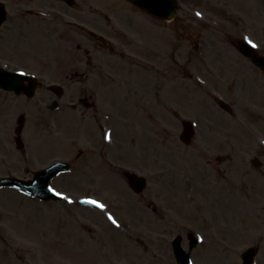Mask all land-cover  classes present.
<instances>
[{"label": "rangeland", "instance_id": "obj_1", "mask_svg": "<svg viewBox=\"0 0 264 264\" xmlns=\"http://www.w3.org/2000/svg\"><path fill=\"white\" fill-rule=\"evenodd\" d=\"M179 1L176 17L166 21L128 0H75L73 5L32 0L23 8L55 7L52 13L58 10L62 19H45L43 28L33 33L28 25L1 26L0 65L42 74L49 70L42 54L56 52L61 68H50L46 76L50 82L62 76L67 90L58 99L45 86L32 98L0 89V177L28 179L36 169L65 159L76 162L72 173L87 170L89 176L57 177L51 183L65 196L52 202L0 187V264H174L171 241L199 225L196 213L184 212L192 205L201 211L207 204L211 216L209 209L220 204L216 196L224 201L218 227L224 244L242 250L264 241V224L256 223L262 219L239 212L257 198L240 196L236 189L232 196L231 162L224 163L226 168L221 163L223 170L217 163L218 158L239 157L229 153L232 146L244 153L240 157L261 152L257 143L264 140V72L234 46L245 37L264 53V0ZM11 3L22 6L21 0ZM52 25L60 30L59 46L52 44ZM91 25L111 41L103 45L89 35ZM69 76L77 79L69 82ZM215 96L228 101L233 112L223 110ZM52 99L70 105L51 114ZM98 107L107 116L97 115ZM100 117L117 147L103 142ZM185 119L200 130L190 145L179 138ZM18 132L22 149L15 143ZM81 149L86 151L76 159ZM108 158L113 162H105ZM121 168L149 174L147 188L141 194L131 190ZM238 171L231 174L239 178ZM191 177L198 178V191L187 202ZM211 188L220 191L215 196ZM87 196L121 208L120 216L133 223L113 226L104 206L97 210L77 203ZM227 201L232 207L238 202V208L226 210ZM160 203L184 227L169 225ZM237 257L224 253L222 264H240Z\"/></svg>", "mask_w": 264, "mask_h": 264}, {"label": "water", "instance_id": "obj_2", "mask_svg": "<svg viewBox=\"0 0 264 264\" xmlns=\"http://www.w3.org/2000/svg\"><path fill=\"white\" fill-rule=\"evenodd\" d=\"M133 1L140 4L143 8L150 11L154 15H157L158 17L161 16L164 18H172L176 12L175 7H177V5H178L176 0H133ZM242 50L246 54L250 55V57H253L254 61L257 64H260V63L264 64V57H259L254 50L250 49L249 47L248 48L245 47V49L242 48ZM19 77H22V76L18 75L16 73H12V72L4 71V70L0 69V84L3 87L15 88V90H18L19 84L21 87V84L23 81V79H20ZM34 87L35 86L32 84L30 87L25 88L26 93L28 95L33 94ZM19 91L20 90H18L17 92H19ZM188 131L191 132V130H189V128H188ZM63 166H64L63 163H57L52 168H50L49 171L55 172V171L61 169ZM41 176H43V173H41V172L37 173L35 180L31 181L30 183L13 178V179H1L0 184L11 183V184H14L16 186H20L26 190H31V191L35 192V188L37 186H39V184H36L37 179L38 178L40 180L43 179V178H41ZM131 180H132V182L136 183L133 178H131ZM141 184L143 185L144 182H142ZM44 188H46V184L40 187V192H41L40 194L43 197L49 198L51 196V194H49L47 191H45Z\"/></svg>", "mask_w": 264, "mask_h": 264}, {"label": "flooded vegetation", "instance_id": "obj_3", "mask_svg": "<svg viewBox=\"0 0 264 264\" xmlns=\"http://www.w3.org/2000/svg\"><path fill=\"white\" fill-rule=\"evenodd\" d=\"M15 5L16 4L14 3V6H13L14 9H16ZM18 8H20V7H18ZM9 19H10V24H11L10 27H12V28H14L15 26L25 28V25H28L30 23L29 19H27L23 15H21L20 11H13L12 17ZM31 24L32 25H37V24L40 25V23L37 21H33ZM45 65H46V67H50V66H55V63L45 64Z\"/></svg>", "mask_w": 264, "mask_h": 264}, {"label": "snow or ice", "instance_id": "obj_4", "mask_svg": "<svg viewBox=\"0 0 264 264\" xmlns=\"http://www.w3.org/2000/svg\"><path fill=\"white\" fill-rule=\"evenodd\" d=\"M199 15V14H198ZM249 43L251 44V41H249ZM252 47H256L255 44H251ZM88 203H92V204H96V201H88ZM99 207H103V205H98ZM109 219H112L111 217H109ZM113 223H115V221H113Z\"/></svg>", "mask_w": 264, "mask_h": 264}]
</instances>
